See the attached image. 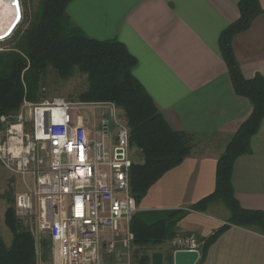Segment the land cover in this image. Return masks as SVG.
<instances>
[{
    "label": "crops",
    "instance_id": "1",
    "mask_svg": "<svg viewBox=\"0 0 264 264\" xmlns=\"http://www.w3.org/2000/svg\"><path fill=\"white\" fill-rule=\"evenodd\" d=\"M239 2L72 0L67 7L71 21L87 36L117 39L127 47L136 58L135 77L170 125L190 134V154L164 175L168 195L181 196V202L164 209H185L218 223L204 237L203 221L179 226L181 233L198 238L229 225L197 264H264V234L231 225V214L207 215L212 203L203 211L190 210L215 190L218 160L253 109L251 101L234 90L220 48L222 31L240 17ZM233 46L246 78L264 75V14L235 37ZM260 131L253 138L252 153L236 159L232 183L242 207L264 211V141L257 140V150L253 147Z\"/></svg>",
    "mask_w": 264,
    "mask_h": 264
},
{
    "label": "trees",
    "instance_id": "2",
    "mask_svg": "<svg viewBox=\"0 0 264 264\" xmlns=\"http://www.w3.org/2000/svg\"><path fill=\"white\" fill-rule=\"evenodd\" d=\"M72 0H42L34 21L13 36L14 46L0 52V129L2 117L13 118L25 99L37 102L45 82V71L52 69L61 79L77 72L86 75L87 88L79 95L84 102H113L120 117L130 128V147L139 149L143 160L133 161L131 192L139 204L148 190L166 172L184 161L192 150L189 133L175 130L152 96L135 77L136 58L117 39L97 40L70 24L67 7ZM240 17L220 35L222 56L229 78L238 95L247 97L253 106L250 116L229 139L216 170V187L190 210L203 211L217 200L230 210V224L254 229L264 234V211L242 207L235 196L232 173L238 157L252 153L254 136L264 122V75L246 78L234 52L235 37L248 30L264 13L259 0H240ZM7 39V38H6ZM5 223L13 238L7 245L0 231V264H38L39 255L32 233L18 220L11 198ZM15 203V202H14ZM185 209L139 210L133 217L135 240L132 264H152V254L181 234L178 223L187 215ZM229 225L207 238H200L202 262L208 249ZM39 252L43 264H49L52 240L42 239ZM42 253V254H41ZM173 262V252L164 254ZM105 264H116L107 257Z\"/></svg>",
    "mask_w": 264,
    "mask_h": 264
},
{
    "label": "built area",
    "instance_id": "3",
    "mask_svg": "<svg viewBox=\"0 0 264 264\" xmlns=\"http://www.w3.org/2000/svg\"><path fill=\"white\" fill-rule=\"evenodd\" d=\"M89 106L100 113V130L74 113ZM1 121L0 163L24 179L27 189L16 194L14 207L38 255L42 238L49 236V264H105L109 256L116 264H132V220L139 208L131 192L130 128L116 104L25 99L17 115ZM173 246L199 250L200 242L188 233Z\"/></svg>",
    "mask_w": 264,
    "mask_h": 264
},
{
    "label": "rangeland",
    "instance_id": "4",
    "mask_svg": "<svg viewBox=\"0 0 264 264\" xmlns=\"http://www.w3.org/2000/svg\"><path fill=\"white\" fill-rule=\"evenodd\" d=\"M41 1L42 0H19L21 6V12H22L21 20H19L18 25L16 26V28L14 29L11 35L2 38V39L5 38L7 39L5 40L1 39L2 41H0V52L10 50L11 47L14 46L13 36H15L18 32L22 31L23 29L27 28L29 24L32 21H34L35 15L39 10ZM259 2L261 7L264 9V0H259ZM70 24L72 26H76L71 21V19H70ZM44 74L46 76V79L39 89V93H41L42 95L44 93L42 98L62 96L70 101L84 102L81 101L79 95L87 88L88 82L86 75L77 72L74 76L70 77L69 79H61L52 69L46 70ZM43 90L45 91L43 92ZM102 107L104 108V106ZM96 110L97 109L93 106L82 107V108L75 107L74 113L75 114L83 113L89 120L90 124L92 126H96V129L100 130L101 117L99 112L96 113ZM104 110H106V113L108 114L109 111L108 108H104ZM263 135H264V123L260 133L254 139L255 144H253V147L256 150L260 146L259 144H257V140L261 139L264 141ZM261 146H263L261 148L264 149V144L263 145L261 144ZM130 156L132 158V161L141 162L143 160L142 155L139 149L137 148H130ZM164 175L154 185L151 186V188L148 190L146 195L141 199L140 203L138 204L139 208H143L146 210L147 209L165 210L164 208H166L169 204L181 202L180 201L181 196H178L176 194L168 195L165 184L166 180ZM25 182L29 187L34 186V181L30 176H27L25 178ZM26 189L27 187L21 175L10 173L0 163V231L7 245L11 244L13 238L11 230L7 227L5 223V212L10 205L8 198H11V200L13 201L12 205L14 206L16 194ZM212 204L213 207L211 210H209L207 215L209 214L212 217L221 218L224 217V215L226 214L228 215L230 214L227 205L223 201L217 200L214 201ZM182 220H183L182 223L180 222L178 223V229L180 228L179 226L193 225L195 223L200 224V221L201 222L203 221L206 225L204 230H202L201 232V236L203 237L208 235L209 233L207 232L208 229H211L212 227H216L218 224L216 221L209 219L208 217L202 218L199 217V215H195L194 213L191 212L187 213V215ZM183 235L185 234H181L178 237H181ZM197 239L199 241L200 238L197 237ZM201 246L202 243L200 242V247ZM158 249H160L161 252H163L164 254L168 255L170 252L174 251L173 241L166 243L163 247H159ZM38 262L42 264L41 255L39 256ZM164 264H174V263L170 262V260L168 259L167 260L165 259Z\"/></svg>",
    "mask_w": 264,
    "mask_h": 264
},
{
    "label": "bare ground",
    "instance_id": "5",
    "mask_svg": "<svg viewBox=\"0 0 264 264\" xmlns=\"http://www.w3.org/2000/svg\"><path fill=\"white\" fill-rule=\"evenodd\" d=\"M21 17L19 0H2L0 2V40L13 33Z\"/></svg>",
    "mask_w": 264,
    "mask_h": 264
},
{
    "label": "water",
    "instance_id": "6",
    "mask_svg": "<svg viewBox=\"0 0 264 264\" xmlns=\"http://www.w3.org/2000/svg\"><path fill=\"white\" fill-rule=\"evenodd\" d=\"M201 257L200 250H176L173 253L174 264H197ZM164 253L161 251L152 254V264H164Z\"/></svg>",
    "mask_w": 264,
    "mask_h": 264
},
{
    "label": "snow or ice",
    "instance_id": "7",
    "mask_svg": "<svg viewBox=\"0 0 264 264\" xmlns=\"http://www.w3.org/2000/svg\"><path fill=\"white\" fill-rule=\"evenodd\" d=\"M0 2H2V0H0Z\"/></svg>",
    "mask_w": 264,
    "mask_h": 264
}]
</instances>
